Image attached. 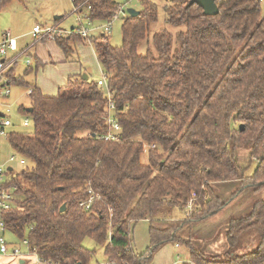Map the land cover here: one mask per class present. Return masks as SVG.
Returning <instances> with one entry per match:
<instances>
[{"label":"trees","instance_id":"obj_1","mask_svg":"<svg viewBox=\"0 0 264 264\" xmlns=\"http://www.w3.org/2000/svg\"><path fill=\"white\" fill-rule=\"evenodd\" d=\"M10 1L0 0V10ZM71 3L74 12L86 9L90 22H111L122 8L113 0ZM215 3L218 14L206 16L190 0H165L164 24L182 27L176 46L165 28L152 34L144 55L138 47L158 19L151 0H141L139 14L123 19L119 46L110 44L109 34L83 38L74 28L54 38L65 55L79 42L93 47L121 129L118 141L104 140L108 100L97 81L69 76L55 96H45L24 78L42 66L36 58L24 75L2 72L0 89H26L30 106L18 111L32 127L6 133L25 161L5 174L13 197L0 211L15 245L26 241L43 264H151L169 243L187 250L185 264H264V199L249 215L228 221L223 257L206 256L191 241L192 225L228 204L213 184L238 182L231 197L244 189L264 191L261 1ZM240 151L249 153L246 168L238 164ZM252 160L257 165L247 175ZM90 199L87 210L79 205ZM141 220L149 221V243L138 253L130 232ZM253 231L255 247L250 241L252 251L240 254V239ZM87 238L93 248L82 244ZM98 249L101 263L94 262Z\"/></svg>","mask_w":264,"mask_h":264},{"label":"rangeland","instance_id":"obj_2","mask_svg":"<svg viewBox=\"0 0 264 264\" xmlns=\"http://www.w3.org/2000/svg\"><path fill=\"white\" fill-rule=\"evenodd\" d=\"M117 2L120 6H122L118 16L116 19L112 21V28L109 33V42L112 46H119L121 43V24L123 21V17L126 16V13L122 12L127 11L128 9H134L139 11L140 10V1L141 0H113ZM158 6V19L155 23L151 24L149 27V31L146 37V40L138 47V54L144 55L147 49V44L151 47V37L152 34L156 31L162 29H168L169 32L173 35V46H176V33L182 29V27H170L164 24V13H163V6L165 4V0H151ZM261 1L262 11L264 13V0ZM74 6L72 5L70 0H12L8 4H6L0 10V41L2 35L5 33H9L11 37H15V35L22 34L20 39H18V48L22 46V44H26L29 42H33L32 38V28L36 25L39 27H53L54 30V38L60 35L67 36L69 35V31L72 27H76L78 23V15L83 16V9L77 14H74ZM84 13L86 9H84ZM86 14V13H85ZM55 17H61L58 20L59 27L62 30L58 29L57 25H52L54 23ZM80 19V18H79ZM81 26L83 29L88 30L89 37L96 36L100 31L103 30L105 23L101 21H94L90 22L87 18H83L80 20ZM93 28H98L95 31H91ZM46 41L51 42L52 40ZM43 41H38L39 44ZM36 42V43H38ZM79 42L77 44H73V51L72 53L65 55L63 51L55 45L54 41H52V45L57 49L54 51L49 50V47L52 49L53 47L48 45L51 43L45 42L41 43L39 46H44L46 48V52L51 55L55 56V52H58L61 55L62 62H59L60 66H68L70 63L73 65L78 66L81 64L80 68V75L88 76L92 80H99L102 79L103 76L100 75V66L96 59V55L94 53L93 47L91 45L88 46V42ZM34 43V45L36 44ZM48 43V44H47ZM47 44V46H46ZM78 44L85 45V49L83 53L78 49ZM33 45V44H32ZM25 46V45H24ZM54 52V53H53ZM13 56V57H12ZM6 61V68L5 71L13 68L14 74L17 75H24V70L26 69V62L29 60L28 57L19 55L18 52L16 53H8ZM6 58V59H7ZM4 59L0 57V60ZM32 56L30 55V62ZM67 64V65H66ZM79 68V67H78ZM47 70H50V67H47ZM4 71V72H5ZM41 71V69L39 70ZM44 72V71H43ZM42 74V71H41ZM47 74V71L44 72V75ZM79 75V74H78ZM37 74H29L25 75L24 78L27 82H34L36 81ZM2 84V83H1ZM9 90V94L6 96L5 91ZM104 91V89L102 88ZM27 92L26 89L22 86H9L0 89V113L3 114V119H8L11 123V126L4 127L3 132L0 133V166H2L3 170H8L11 168L14 172L21 169L23 166L19 165V160L22 158L18 154H16L10 147L6 139V133L8 131H16V132H25L29 133L32 130L31 121L29 126H23V121L25 119H29L26 115L22 112L18 111V107L21 105L25 108L30 106V101L26 96ZM55 96V95H54ZM77 136L82 137L84 136L83 133H78ZM14 157L13 161H10L11 157ZM249 153L240 151L238 156V164L241 167L246 168L249 163ZM257 162L252 160L250 163V168L246 171L247 175H251L254 171ZM213 191L215 194L220 197L223 202H228L226 207L214 215L210 219H206L197 223H194L191 228L192 232V241L198 247L200 246L201 241L205 233L209 232L211 229L218 227L221 225V230H227V223L231 218H241L249 215L253 208V205L260 199H264V191L261 193L255 192L252 189H244L241 193L235 195V197H231L234 192L239 189V183H216L212 185ZM232 199V200H231ZM190 208V207H189ZM177 213V212H176ZM177 215H179L177 213ZM225 224V227H224ZM5 240L9 243L15 244V238L10 235L9 233L1 234ZM254 245L258 241L257 232L253 231L247 233L240 239V244L238 246V252L246 253L252 251L253 248L249 246L251 243ZM17 244V243H16ZM21 244V243H19ZM87 248H93L94 243L91 239H85L82 243ZM206 255V254H205ZM207 256V255H206ZM102 259V250L98 249L96 255L94 257V262L98 261L101 263ZM175 259V256H174ZM177 259H175L176 261ZM189 262V257L187 258ZM25 264H31L28 260Z\"/></svg>","mask_w":264,"mask_h":264},{"label":"crops","instance_id":"obj_3","mask_svg":"<svg viewBox=\"0 0 264 264\" xmlns=\"http://www.w3.org/2000/svg\"><path fill=\"white\" fill-rule=\"evenodd\" d=\"M19 1H23V0H19ZM73 9H75V8H73ZM82 9H83V16H80V15H78V13ZM82 9H80L77 12L73 11L74 14H77L80 19L78 18V23H77L76 27H72L71 29H73V28L74 29H77V28L81 29L82 28V26H81L82 24H81L80 20L82 19V17L86 19V14H87V10H86V12H85L86 14H85L84 8H82ZM123 12L126 13V16L123 17V19L126 18L127 16H129L128 12L124 11L122 9L121 14ZM60 18L61 17H55L54 23H52L51 26L57 25L59 30L65 31V30L60 29V27H59L58 20ZM36 26H38V25H36ZM99 27H103V26H99ZM71 29H70V31H71ZM97 29L98 28H96V30ZM21 35L22 34H18V35H15V37L12 36V38H14L16 41L18 54L22 55V56H26L29 58V60H27V62H26V67L32 65V59L30 62V55L42 63V66L36 72L37 76H36L35 84L41 90L43 95H45V96L56 95L58 88L64 86L67 83V79L69 76H74V75H78V74L80 75L79 72L81 70V68H80L81 64H79L78 66H75V65H73V63H70L69 65L71 66V68H69L68 66H65V67L60 66L61 64L58 63V61L62 62V59H61V55H59L58 52H55V54H56L55 56H51L49 54V52L47 53L45 51L46 48L44 46H39V45H41V43L48 42L51 44H48V43L47 44L53 47L52 49L49 47V50H51V51L57 50L52 45V41L51 42L42 41L40 44L38 42L35 45L34 44L32 45V43L29 42V43L24 44L25 46L22 44V46L20 48H18V43H17L18 41L17 40L22 38ZM85 43H87V42H85ZM47 44H46V46H47ZM87 44H88V46L90 45L89 43H87ZM77 46H78V49L81 52V54L83 53L84 50H86L84 47L85 45H83V44H78ZM2 60L3 59H1L0 61H2ZM47 67H50V70H47ZM40 69L42 71V74H41V71H39ZM43 71L44 72L47 71V74L44 75ZM100 75L102 76L101 68H100ZM6 91H8V94H9V90L7 89ZM26 96L28 97L27 94H26ZM227 183L230 184L233 182H227ZM224 227H225V224H224ZM148 231H149V221H147V220H141V221L135 223L131 229L130 235H131V238H132L133 243H134V248L138 253H143L148 246V243H149ZM226 231L227 230H224V231L221 230V225L211 229L209 232L205 233L203 240L201 241L199 247L193 243L192 232H191V241H192V244L194 245V247L199 249L200 251H202L203 254H206L209 257H223L227 251ZM174 256H175V259H177L176 261L174 259ZM188 257L189 256H188V252L186 249L180 247L179 245L169 243V244H166L163 247H161L156 252V254L154 255V257L152 259L151 264H185V263H188V261H187ZM27 260L32 264L31 259H22V260L16 262L10 258L9 259L4 258L2 260V264H25ZM101 261H102V259H101Z\"/></svg>","mask_w":264,"mask_h":264},{"label":"built area","instance_id":"obj_4","mask_svg":"<svg viewBox=\"0 0 264 264\" xmlns=\"http://www.w3.org/2000/svg\"><path fill=\"white\" fill-rule=\"evenodd\" d=\"M118 15L114 16L113 20L117 18ZM112 20V21H113ZM112 21L106 22L103 26V30L100 31L99 34H109L112 28ZM96 28H93L91 31H95ZM76 34H79L83 38H88V30L83 28H77L75 31ZM63 36V35H60ZM32 38L33 42L32 44L41 41L42 39L48 38L49 40H54V30L53 27H39L35 26L32 29ZM47 39V40H48ZM17 52V45L14 38L11 37V35L7 32L2 35V39L0 41V57H3L5 60L4 63H0V75L6 68L8 64H6V61L11 58H7L8 53H16ZM13 57V56H12ZM7 58V59H6ZM98 85L104 89L103 93L107 97L108 100V106H107V116H106V124L108 126V132L105 136L106 141H118V133L120 132V127L116 121V119L113 117V112L115 110L114 104L111 101V92L107 86L106 79L103 77L102 79H99ZM8 94V91H5V95ZM30 120L25 119L23 121V126H29ZM11 123L8 119H2L0 120V133L1 129L4 127L10 126ZM14 157L12 156L10 158V161H13ZM25 164V161L20 159L19 165L23 166ZM8 170H3L2 166H0V211L1 210H7L10 208V201L13 197L12 195V189L4 187V184L6 183L5 180V174ZM91 202V199L88 200L87 203H80L79 205L81 207H84L86 210L89 208V204ZM5 232V227L3 225V222L0 220V233ZM4 258L12 259L14 261H19L22 259H31L32 264H43L35 253L28 252L27 248V242L23 241L21 245H15V244H7L4 238L0 235V264H2V260Z\"/></svg>","mask_w":264,"mask_h":264},{"label":"water","instance_id":"obj_5","mask_svg":"<svg viewBox=\"0 0 264 264\" xmlns=\"http://www.w3.org/2000/svg\"><path fill=\"white\" fill-rule=\"evenodd\" d=\"M190 4H196L197 6H199L204 15L206 16H215L218 14V7L215 3V0H190ZM129 17H135L139 14V11H136L134 9H128L127 10ZM83 80L87 79V76H82ZM28 112H31V109H27ZM9 171L11 170V168L8 169ZM65 209L64 206L61 207L60 211H63Z\"/></svg>","mask_w":264,"mask_h":264},{"label":"bare ground","instance_id":"obj_6","mask_svg":"<svg viewBox=\"0 0 264 264\" xmlns=\"http://www.w3.org/2000/svg\"><path fill=\"white\" fill-rule=\"evenodd\" d=\"M7 175H9V174H7ZM15 181V180H14ZM7 185V184H6ZM12 185V184H11ZM89 187H91V186H89ZM15 192V191H14ZM94 198V197H93ZM21 199H22V197H21ZM83 201V200H82ZM90 211V210H89ZM217 212V211H216ZM1 215V214H0ZM156 222V221H155ZM181 228H183V227H180V229ZM112 235V234H111ZM91 239V238H90ZM131 242V241H130ZM129 243V242H128ZM114 250H116V249H114ZM120 250V249H119ZM123 251V250H122ZM94 252V251H93ZM118 252V251H117ZM132 252V251H131ZM94 254V253H93ZM124 255V254H123ZM115 256V255H114ZM123 257V256H122ZM130 257V256H129ZM128 257V258H129ZM134 258V257H133ZM47 259V258H46ZM127 259V258H126ZM54 261V260H53ZM132 261V260H131ZM61 264V263H60ZM121 264V263H120Z\"/></svg>","mask_w":264,"mask_h":264}]
</instances>
